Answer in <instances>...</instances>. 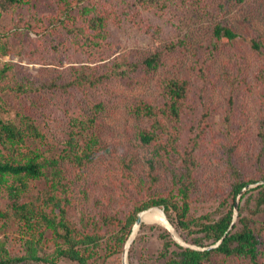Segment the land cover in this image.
Masks as SVG:
<instances>
[{"label":"rangeland","instance_id":"obj_1","mask_svg":"<svg viewBox=\"0 0 264 264\" xmlns=\"http://www.w3.org/2000/svg\"><path fill=\"white\" fill-rule=\"evenodd\" d=\"M88 2H72L68 9L63 0H0V68L10 66L0 79V117L18 123L19 114H27L43 135L28 136L19 152L66 156L74 118L94 120L77 137L82 145L92 136L98 139L95 155L83 165L61 159L59 189L52 186L53 169L48 167L49 178L27 180L21 202L58 214L48 198L63 196L71 226L99 237L88 264H124L131 235L123 247L116 242L125 232L123 222L143 203L178 193L182 159L193 148L197 165L189 183L196 216L218 217L225 209L221 202L235 180L230 163L243 178L256 179L236 203L252 220L264 264V204L258 209L256 203L257 186L264 184V141L259 136L264 120V0H90L91 11L80 14ZM94 18L101 21L94 25ZM217 23L239 36L218 39L213 33ZM254 39L262 42L261 51L253 47ZM3 46L6 53L1 55ZM154 55L156 65L148 67L145 60ZM171 78L188 80V96L178 122L159 114L179 138L173 146L157 148L171 135L158 130L161 140L143 143L140 134L154 129V119L141 106L163 107L165 82ZM14 182L10 177L0 193L5 214L0 218V258L25 256L31 236L12 206L8 186ZM174 214L173 221L167 217L178 237L192 247L207 248L194 239L201 237L204 244L211 240L198 227L193 234L179 227ZM44 228L35 231L38 254L50 258L60 239L47 228L42 233ZM166 232L180 243L164 225L142 221L126 264H162ZM174 249L172 245L168 256ZM9 264L80 263L62 256L55 262L28 257ZM204 264L254 262L222 254Z\"/></svg>","mask_w":264,"mask_h":264},{"label":"trees","instance_id":"obj_2","mask_svg":"<svg viewBox=\"0 0 264 264\" xmlns=\"http://www.w3.org/2000/svg\"><path fill=\"white\" fill-rule=\"evenodd\" d=\"M10 4L13 3H25L29 0H7ZM68 9H71L72 2H76L79 5L83 0H63ZM80 14H88L91 11L90 0L87 5L80 8ZM94 25H97L100 18L96 20L94 18ZM214 35L218 38H227L229 40L239 36L233 28L225 26L221 23H217L213 31ZM252 45L257 50L263 49V44L259 40H253ZM4 48V49H3ZM3 51L1 55L6 53L5 46L2 47ZM157 55L148 57L145 60L148 67H155L157 62ZM10 66L5 64L3 68H0V79L4 78L5 73L9 70ZM166 84L165 102L164 106L157 108L149 103H143L141 109L151 118L154 119V129L149 131H143L140 134V138L145 144L157 142L161 140V132H167L169 140L164 144L158 142L157 148H166L169 145L175 144L179 138L177 129L175 132H169L167 123L159 120V114H163L172 121L178 122L181 116V104L188 96V80L171 78ZM100 106V104H98ZM92 119H77L72 120V130L69 140L66 142L68 152L66 156H60V158H47L43 156L41 152L29 149L28 152H19V147L25 145L26 138L28 136H34L37 138L43 137L38 125L27 114H19V122L5 121L0 117V143L3 148H0V193L4 184H6L10 177L16 179L15 184L9 185L10 195L14 198L12 203L13 208L19 214V218L23 221L24 227L31 233L30 238L27 239V254L17 258H0V264H9L14 261H24L28 257L34 260H45L55 262L59 257H69L72 260L78 261L80 264H88L89 254L92 249L98 245V236L91 233L77 232L74 226H71L69 219L67 218V209L64 203L63 196L57 194H51L48 198L52 202L53 209H59V213H48L44 209H37L34 203L21 202L20 196L22 191L27 189L28 179H40L48 177L46 168L51 167L54 174V180L52 186L58 188L60 184V176L62 170L58 167L61 159H69L78 165H83L84 161L92 159L95 155L98 147V139L96 137H90L85 145H82L77 138L84 129L88 130L92 123ZM259 136L264 141V120L261 123ZM194 141V146L197 144V140ZM173 146V145H172ZM67 151V150H66ZM193 153V148L191 149ZM21 153L23 158H19L17 153ZM159 153V152H158ZM192 153L187 151L186 155L182 159L184 173L181 176V184L178 187L177 194H171L167 196H161L156 199H152L143 203L128 216L121 232L116 236V242L123 247L133 231L134 224L138 218V213L144 209L152 206H162L167 216L173 221L172 213L176 218L179 227L188 230V232H195L193 227H198L196 231L203 232L204 237L211 240V243L204 244L201 237L194 239L195 243L201 246H209L222 240L217 246L209 248H193L189 246H183L176 242L170 235V233L163 234L165 238L163 256L167 259L162 264H204L205 262H212L214 256L225 255L240 256L250 258L254 264H262L259 262V244L260 240L255 232V228L252 226V220L242 210V207H238V221L234 223L231 229L230 226L235 216V204L239 195L243 198L253 188L243 191L249 183L256 181L255 178H243L239 168L230 163L232 174L235 180L231 186V190L228 192L225 199L221 202V206H226L222 210L218 217H213L212 214L207 213L200 216H196L191 213V201H190V187L189 178L191 171L197 165ZM60 169V170H59ZM258 195L256 196L257 208L264 204V184L257 186ZM59 189V188H58ZM253 193L250 194V197ZM233 199L229 204V200ZM229 204V205H228ZM5 216L0 211V218ZM240 224V226H238ZM45 226L42 233L46 231V228L51 230L56 237L57 241L60 239V243L57 244L54 255L49 257H42L38 254L39 238L36 237L35 231L40 227ZM154 227V225H152ZM197 232V233H198ZM172 245L176 246V249L171 250Z\"/></svg>","mask_w":264,"mask_h":264},{"label":"bare ground","instance_id":"obj_3","mask_svg":"<svg viewBox=\"0 0 264 264\" xmlns=\"http://www.w3.org/2000/svg\"><path fill=\"white\" fill-rule=\"evenodd\" d=\"M141 218L143 222L144 221L145 222H158L164 225L165 227L175 229L173 226L167 223L166 219L164 218V214L162 210L158 207H152V208H149L148 210L141 212ZM138 231H139V225L136 224L134 225L132 234L130 236L131 238L129 239L130 244L132 243L135 236L138 234Z\"/></svg>","mask_w":264,"mask_h":264},{"label":"water","instance_id":"obj_4","mask_svg":"<svg viewBox=\"0 0 264 264\" xmlns=\"http://www.w3.org/2000/svg\"><path fill=\"white\" fill-rule=\"evenodd\" d=\"M160 209H161V208H160ZM145 210H146V209H144L143 211H145ZM161 210H162V212H163V214H164V218L166 219L167 223L170 224L171 226H173V224L170 222L169 218L167 217V214H166L164 208L161 209ZM143 211H142V212H143ZM237 216H238V204L236 203V204H235V216H234V220H233V222H232V224H231V226H230L229 229H231V228L233 227V225H234V223H235V221H236V217H237ZM141 222H142V218H141V212H140L139 215H138V218H137V220H136V222H135V225L138 224L139 227H140ZM173 227H174V226H173ZM167 228H168V227H167ZM174 228H175V227H174ZM168 229H169L170 232L173 234L174 238H175L176 240H178L181 244L186 245V246H189V247H192V246L186 244L185 242H183V241L178 237L177 232H176L175 229H171V228H168ZM130 238H131V237H130ZM130 238H129V239H130ZM128 241H129V240H128ZM221 241H222V240H220L219 242H217V244H216L215 246H217ZM129 246H130V241L126 243V250H125V252H124V259H123L124 264H126L127 250H128V248H129ZM209 247H214V246H213V245H212V246H208L207 248H209ZM193 248H196V247H193Z\"/></svg>","mask_w":264,"mask_h":264}]
</instances>
